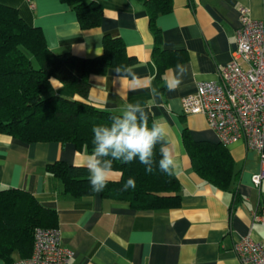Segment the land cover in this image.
Segmentation results:
<instances>
[{"label": "crops", "instance_id": "crops-1", "mask_svg": "<svg viewBox=\"0 0 264 264\" xmlns=\"http://www.w3.org/2000/svg\"><path fill=\"white\" fill-rule=\"evenodd\" d=\"M98 2L103 10L100 25L83 30L75 12L60 0H0L41 30L51 52L75 56L78 77L86 60L104 54V37L122 41L126 55L136 58L137 64L121 67L146 78L148 86L130 91L127 81H119L111 68L88 76V98L96 108L117 114L127 104L139 103L153 120L170 126L166 140L178 165L173 172L179 207L135 209L128 201L105 199L99 193L71 197L47 167L58 162L74 166L87 153L72 144H28L3 134L0 191L26 192L54 212L53 228L60 230L62 246L73 252L70 264H241L234 251L237 242L250 238L264 244V223L254 220V215L264 217V179L258 188L251 182L260 170L259 155L241 141L221 144L205 116L182 112V99L193 94L198 83L218 80L236 49L240 10H248L252 20L264 21V0H172V11L155 19L158 50L139 2ZM178 65L186 72L179 87L169 90L168 82L180 76ZM52 80L46 95L77 99ZM184 134L194 142L222 145L233 182L229 190L215 187L195 170ZM217 162L221 164L219 158ZM120 177L113 171L109 182ZM233 192L240 198L234 206ZM10 259L13 264L23 258L14 251ZM0 264L7 263L0 259Z\"/></svg>", "mask_w": 264, "mask_h": 264}, {"label": "trees", "instance_id": "trees-1", "mask_svg": "<svg viewBox=\"0 0 264 264\" xmlns=\"http://www.w3.org/2000/svg\"><path fill=\"white\" fill-rule=\"evenodd\" d=\"M32 2L33 0H28ZM76 14L81 29L98 27L103 10L98 0H60ZM147 12L150 30L155 38L156 50L160 32L155 26L159 15L169 14L172 0H136ZM104 54L84 62L83 74L78 77L74 69L76 57L54 54L37 27L29 26L16 8L0 3V134L23 143L57 142L72 144L78 152L92 150L93 126L109 124L117 113L96 108L88 98L90 74H104L117 66H134L137 59L128 57L119 38L104 37ZM55 79L77 96L67 99L45 92ZM149 117V126L153 119ZM166 139V138H165ZM167 141V140H166ZM185 147L195 170L221 190L233 184L228 155L221 146L194 142L183 135ZM220 159L221 164L217 162ZM159 145L154 156L153 171L138 159L123 164L113 162V171L120 180L108 182L101 197L128 201L135 209L161 210L180 205V190L176 175L159 170ZM225 167V168H224ZM47 173L59 180L64 193L78 198L95 194L86 168L58 162L47 167ZM135 180V189L123 190L126 181ZM234 206L240 201L233 192ZM54 212L47 209L30 194L15 189L0 191V259L12 264L10 255L16 251L21 258L30 257L35 228H53Z\"/></svg>", "mask_w": 264, "mask_h": 264}, {"label": "built area", "instance_id": "built-area-1", "mask_svg": "<svg viewBox=\"0 0 264 264\" xmlns=\"http://www.w3.org/2000/svg\"><path fill=\"white\" fill-rule=\"evenodd\" d=\"M32 7V6H31ZM237 45L216 82H200L182 99L185 115H203L223 145L243 142L259 155L260 170L251 178L258 188L264 179V21L240 10ZM264 223V217L254 215ZM241 264H264V244L243 238L234 245ZM73 252L61 244L57 228H35L32 253L13 264H70Z\"/></svg>", "mask_w": 264, "mask_h": 264}, {"label": "clouds", "instance_id": "clouds-1", "mask_svg": "<svg viewBox=\"0 0 264 264\" xmlns=\"http://www.w3.org/2000/svg\"><path fill=\"white\" fill-rule=\"evenodd\" d=\"M96 54L102 52L96 49ZM180 76L168 82L169 90H175L182 83V75L186 69L178 65ZM119 79L127 81L130 91L147 87L146 78L133 73L127 67L117 66L113 70ZM53 81V80H52ZM155 91V90H153ZM92 150L74 163V166L86 168L93 192L104 190L113 175V162L128 164L138 159L146 166V172L153 171L154 156L159 145V170L171 175L177 165L173 150L166 141L170 126L164 122L153 120L149 126V117L139 103H129L120 115L113 116L109 124L95 125L92 129ZM79 155V154H77ZM135 180L129 178L123 190L135 189Z\"/></svg>", "mask_w": 264, "mask_h": 264}, {"label": "rangeland", "instance_id": "rangeland-1", "mask_svg": "<svg viewBox=\"0 0 264 264\" xmlns=\"http://www.w3.org/2000/svg\"><path fill=\"white\" fill-rule=\"evenodd\" d=\"M4 5H7V6H9V4H4Z\"/></svg>", "mask_w": 264, "mask_h": 264}]
</instances>
